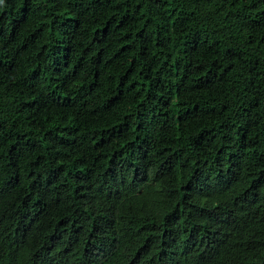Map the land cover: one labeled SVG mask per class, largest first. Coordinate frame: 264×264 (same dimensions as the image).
I'll use <instances>...</instances> for the list:
<instances>
[{
	"label": "trees",
	"instance_id": "trees-1",
	"mask_svg": "<svg viewBox=\"0 0 264 264\" xmlns=\"http://www.w3.org/2000/svg\"><path fill=\"white\" fill-rule=\"evenodd\" d=\"M0 264H264V0H0Z\"/></svg>",
	"mask_w": 264,
	"mask_h": 264
}]
</instances>
